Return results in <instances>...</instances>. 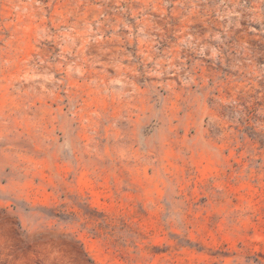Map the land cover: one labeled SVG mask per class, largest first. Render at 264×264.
Listing matches in <instances>:
<instances>
[{
  "label": "rangeland",
  "instance_id": "1",
  "mask_svg": "<svg viewBox=\"0 0 264 264\" xmlns=\"http://www.w3.org/2000/svg\"><path fill=\"white\" fill-rule=\"evenodd\" d=\"M0 264H264V0H0Z\"/></svg>",
  "mask_w": 264,
  "mask_h": 264
}]
</instances>
